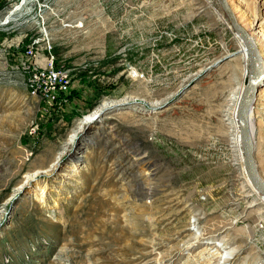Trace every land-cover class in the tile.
<instances>
[{"label":"rangeland","instance_id":"rangeland-1","mask_svg":"<svg viewBox=\"0 0 264 264\" xmlns=\"http://www.w3.org/2000/svg\"><path fill=\"white\" fill-rule=\"evenodd\" d=\"M229 3L264 34V0ZM241 47L217 0H0V264H264Z\"/></svg>","mask_w":264,"mask_h":264},{"label":"water","instance_id":"water-1","mask_svg":"<svg viewBox=\"0 0 264 264\" xmlns=\"http://www.w3.org/2000/svg\"><path fill=\"white\" fill-rule=\"evenodd\" d=\"M217 2L228 20L230 28L237 36L240 37L249 60L246 81L243 85L236 105V124L239 131L244 172L251 186L256 190V192L264 197V180L258 172L254 159V139L246 112L248 102L258 93V90L263 85L261 77H258L259 60L247 32L236 21L234 14L226 3V0H217Z\"/></svg>","mask_w":264,"mask_h":264},{"label":"bare ground","instance_id":"bare-ground-1","mask_svg":"<svg viewBox=\"0 0 264 264\" xmlns=\"http://www.w3.org/2000/svg\"><path fill=\"white\" fill-rule=\"evenodd\" d=\"M24 1V0H23ZM226 3L228 5H230L229 3V0H226ZM232 12L234 13L233 9H231ZM243 17H244V14H241L239 15L238 17H236V20L237 22L242 26V28L246 31H248V37L250 39V41L252 42V45L254 47V49L256 50V45H260V48H261V51L259 52L258 50H256V53H257V56H258V60H259V76L258 77H261L262 79V82L264 81V34L260 33L259 31L256 32V25L255 24V20L253 22H251L250 24H243ZM245 18V17H244ZM240 53H241V60L243 62V64L245 65V68H246V75L248 73V67H249V60H248V56H247V53H246V50L244 48V45H243V48L241 47V50H240ZM242 91V88L240 89V93ZM240 95V94H239ZM256 96V97H255ZM254 96V100L256 99V101L258 102V105L260 108H263L264 107V84L260 87V89L258 90V93ZM239 98V96H238ZM238 98H237V101L235 103V109H236V105H237V102H238ZM254 106L253 104H250L247 106V115H248V118H249V123H250V128H251V133L253 135V125H252V119L254 118L252 116L253 112H254ZM264 113V112H263ZM235 114H236V110H235ZM95 117H97V114L95 113L94 115L92 116H89L87 118H85V122H82L83 125H86L87 122L89 123V121L91 122V120L95 119ZM81 123V124H82ZM235 129H236V136H235V144H238L239 146V131H238V126L237 124L234 125ZM81 130V129H80ZM77 133L75 132L74 135H76ZM72 137V136H71ZM254 139V137H253ZM125 147L127 151V153H130L131 151L129 150V146L126 145V143L123 145ZM240 148V147H238ZM238 156L239 158H242L241 157V152H240V149L238 151ZM127 161L128 160V157H125L123 158V160L119 159L117 161V163L114 164V168L113 169H117L119 168V166H121V164H119L120 162L122 163L123 161ZM124 163V162H123ZM243 163V162H242ZM127 174V173H126ZM246 175V174H245ZM31 179L33 177H30ZM248 180V179H247ZM250 183V182H249ZM251 185V184H250ZM245 187H247V191H248V188L251 189L249 186H245V185H242L240 186L241 190L245 189ZM252 187V186H251ZM253 188V187H252ZM42 189V188H41ZM254 189V188H253ZM255 190V189H254ZM256 191V190H255ZM246 192V190H245ZM252 192V190H251ZM43 193V192H42ZM41 193V194H42ZM258 193V192H257ZM251 195V194H250ZM252 197V196H251ZM264 198V197H263ZM229 243L228 241H225V240H222L220 242V248H223L225 246H227ZM218 251V250H216ZM239 253L240 252H237V251H232V253L230 255L233 254V256L230 258H226L223 262V264H230L231 261L233 262V258L234 257H237L239 256Z\"/></svg>","mask_w":264,"mask_h":264},{"label":"built area","instance_id":"built-area-1","mask_svg":"<svg viewBox=\"0 0 264 264\" xmlns=\"http://www.w3.org/2000/svg\"><path fill=\"white\" fill-rule=\"evenodd\" d=\"M52 60H53V57H52ZM52 60H51V58L45 59V66L48 65V67L46 69H44V71H43V72H46L48 74V75H46L48 77V79H52L54 81V83H52V84L50 83V90H51L50 95L49 94L46 95V98L50 99V100H54L60 92L63 93L65 91H67L68 85H69V80L66 78H64L62 81L55 83L56 79L58 78V74H57V72H55V70L53 68V61ZM40 76H44V74L40 72ZM33 79L36 80L37 77L35 76V77H33ZM34 80H32L33 84H34ZM32 87H33V85H32ZM35 92L36 91L34 90L32 94L35 95Z\"/></svg>","mask_w":264,"mask_h":264}]
</instances>
